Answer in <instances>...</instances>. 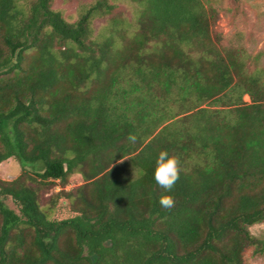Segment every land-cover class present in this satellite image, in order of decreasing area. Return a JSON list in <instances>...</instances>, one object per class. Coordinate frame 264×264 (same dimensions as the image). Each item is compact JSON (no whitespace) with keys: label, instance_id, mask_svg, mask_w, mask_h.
Here are the masks:
<instances>
[{"label":"trees","instance_id":"trees-1","mask_svg":"<svg viewBox=\"0 0 264 264\" xmlns=\"http://www.w3.org/2000/svg\"><path fill=\"white\" fill-rule=\"evenodd\" d=\"M130 1L131 25L109 0L75 21L53 0H0V163L45 165L0 178V264H245L249 247L264 252L249 228L264 222V68L218 48L205 0ZM162 150L180 162L170 193L153 175ZM124 158L137 177L119 176Z\"/></svg>","mask_w":264,"mask_h":264},{"label":"rangeland","instance_id":"rangeland-1","mask_svg":"<svg viewBox=\"0 0 264 264\" xmlns=\"http://www.w3.org/2000/svg\"><path fill=\"white\" fill-rule=\"evenodd\" d=\"M94 0H53V7L60 10L70 21H75L80 12V6ZM116 7L113 16L125 20L126 23L135 22L139 12L138 5L130 0H109ZM208 7H215L219 12L217 23L213 26L215 35L219 36L218 48L225 53L230 50L247 63L251 70L264 68V0H205ZM112 16L96 18L95 31L98 32L109 23ZM131 27V26H130ZM118 172L122 179H131L138 176L136 168L128 158L119 161ZM23 169L44 171L42 161L29 162L10 158L0 163V178L10 179L18 176ZM82 183L79 175L71 176L66 185L72 189ZM62 188L60 181H55L49 186H43L40 203L49 208L51 196ZM10 207L17 209L16 204L8 199ZM250 231L258 238L264 240V222L249 226ZM245 264H264V252H258L254 247H249L244 252Z\"/></svg>","mask_w":264,"mask_h":264},{"label":"clouds","instance_id":"clouds-1","mask_svg":"<svg viewBox=\"0 0 264 264\" xmlns=\"http://www.w3.org/2000/svg\"><path fill=\"white\" fill-rule=\"evenodd\" d=\"M128 139L134 143L136 136L129 134ZM180 170L178 157L169 155L166 150H162L155 161L154 180L166 193H170L180 178ZM159 204L162 208L170 210L174 207L175 201L170 194H163L159 197Z\"/></svg>","mask_w":264,"mask_h":264}]
</instances>
